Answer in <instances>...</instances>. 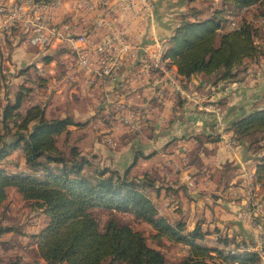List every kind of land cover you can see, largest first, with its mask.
I'll return each mask as SVG.
<instances>
[{
	"label": "crops",
	"instance_id": "obj_1",
	"mask_svg": "<svg viewBox=\"0 0 264 264\" xmlns=\"http://www.w3.org/2000/svg\"><path fill=\"white\" fill-rule=\"evenodd\" d=\"M11 1L13 0H0V4ZM218 1L215 0V3ZM198 2L201 1L189 3L185 0H157L154 24L140 30L134 42L146 44L152 37L168 40L173 34L178 15L186 12L190 5L199 7ZM65 13V8H60L58 19L63 18ZM231 22L237 23V20L230 19L225 25L226 30ZM130 29L133 36L138 34L133 25ZM18 33L21 34L19 31ZM21 35L22 38L10 37L11 42H7L0 50V126L3 105L7 101L14 102L21 91L23 100L18 109L20 113L24 114L29 107L39 104L43 106L47 119L70 116L80 124L69 125L57 138L59 149L66 155L69 153L60 147V139L63 137V141H67L74 136L75 143L70 148L76 147L93 162L98 159V163H95L101 167L122 172L137 156L135 164L130 168L129 177L140 178L147 174L154 179L157 189L147 190V195L159 214L171 223L179 219L185 221L186 231H191L198 223L207 232L203 241L208 245L215 242L216 233H221L224 225L228 228L227 235L236 238H240L244 229L250 228L253 231L259 228L260 221L252 226L244 216L246 212L251 214L254 211L253 215H256L262 210L252 208L253 204L247 203L243 169L253 170L255 176L258 158L262 153L254 154L256 152H252L245 139H237L231 123L261 105L264 93V57L244 60V72L230 80L215 81L213 75L201 73L189 78L181 76L183 94L172 93L167 88L164 96L158 98L157 89L161 86L159 76L153 73L134 79L133 73L137 70L130 64L123 68L116 82L98 81L96 86L89 87L85 76L80 74L75 75L78 81L67 79L68 74L72 73L73 57L68 48L57 45L48 48L64 49L61 52L63 58L46 53L35 63V74L31 68L26 71L20 68L17 76H14V65L21 62L24 57L22 50L26 45L41 49L31 45ZM99 38L101 34H98V40ZM3 41L4 39H0V42ZM9 50L11 59H7ZM138 53L141 54V50ZM48 56L51 59L44 61ZM5 65L9 69H1ZM44 65H49V69H44ZM57 66L62 69L59 73ZM81 76L83 80L80 81ZM120 102L129 107L147 108L149 117L141 130L132 132L115 120V106ZM213 108L224 114L225 130L217 127ZM35 122L30 123V128ZM106 136L112 139L114 145L104 140ZM86 141H89L88 147L85 146ZM0 167L14 173L28 171L20 149L8 155L0 163ZM6 193L7 197L0 205V215L16 208L11 200L13 194L30 204L13 187L6 188ZM262 196L260 193L257 201ZM0 220L3 225H10L6 219ZM45 221L42 214V218L36 222L37 227L33 226L29 234L22 235V238L31 242L36 254L37 246L32 236ZM232 226L240 230H233ZM231 231L234 232L230 233ZM20 233L19 230L0 235L1 263L13 260L1 259V253L6 248L3 240L8 234ZM21 262L26 264L22 259Z\"/></svg>",
	"mask_w": 264,
	"mask_h": 264
},
{
	"label": "trees",
	"instance_id": "obj_2",
	"mask_svg": "<svg viewBox=\"0 0 264 264\" xmlns=\"http://www.w3.org/2000/svg\"><path fill=\"white\" fill-rule=\"evenodd\" d=\"M200 1L210 2L207 13L190 5L178 15L173 34L167 40L165 57L184 78L201 73L213 75L215 81L233 79L244 72V60L263 53L255 42L258 28L240 18L237 28L220 29L241 10L256 3L258 7L264 6V0ZM259 15L264 19V10ZM50 59L48 56L44 61ZM22 100L20 91L14 102L7 101L2 107L0 163L20 149L28 171L14 173L0 167V205L7 197L6 188L13 187L30 202L32 209L44 215L45 224L32 237L37 255L45 264H214L216 257L224 264H264L254 244L245 243L244 239L239 241L217 232L215 244L233 249L211 246L203 241L207 232L199 224L186 231L185 221L171 223L159 214L147 195V190L157 189L155 180L147 174L129 177L137 156L120 172L101 167L76 147H71L66 155L59 149L57 138L69 125L80 124L70 116L47 119L39 104L22 114L18 111ZM32 121L36 122L30 128ZM231 129L240 140L264 134V93L261 105L234 120ZM254 177L264 185V151L258 158ZM93 209L109 212L102 228ZM115 213L128 214L134 221L148 225L149 237L156 244H182L187 254L177 262L167 261L159 248L147 243L142 231L119 222ZM11 231L18 229L3 225L0 220V235ZM249 246L251 249H246ZM3 264L23 263L16 258Z\"/></svg>",
	"mask_w": 264,
	"mask_h": 264
},
{
	"label": "built area",
	"instance_id": "obj_3",
	"mask_svg": "<svg viewBox=\"0 0 264 264\" xmlns=\"http://www.w3.org/2000/svg\"><path fill=\"white\" fill-rule=\"evenodd\" d=\"M156 3L157 0H13L0 4V39L18 29L33 46L68 48L74 65L67 79L74 81L75 75L80 74L89 87L98 81L116 82L123 68L130 64L137 70L134 79L153 73L159 76L158 98L164 96L167 88L183 94L182 77L162 58L167 39L151 36L149 43L134 42L140 30L154 24ZM60 8H65L66 13L58 19ZM261 21L264 23L263 18ZM132 25L138 32L135 36L131 33ZM115 112V120L132 132L141 130L149 117L147 108L129 107L123 102L115 106ZM213 112L217 127L225 130L224 114L216 108ZM104 140L114 145L109 136ZM243 175L247 203L255 205L263 184L253 178L252 170L244 168ZM246 213L244 216L248 217L250 214Z\"/></svg>",
	"mask_w": 264,
	"mask_h": 264
},
{
	"label": "rangeland",
	"instance_id": "obj_4",
	"mask_svg": "<svg viewBox=\"0 0 264 264\" xmlns=\"http://www.w3.org/2000/svg\"><path fill=\"white\" fill-rule=\"evenodd\" d=\"M209 3L210 2L207 1L204 3L198 2L197 4L203 10H205V14H206L207 10L209 8ZM263 10H264V6H259V7H258V5L256 7H250L249 6L245 9L241 10L237 17H235V16L230 17L231 19L237 20V24L238 23L240 24L241 19L242 20L244 19L246 21H249L253 27L258 28L257 29L258 34L255 36V42L258 46H260L263 49V53H262V55H260L262 57H264V23H262V21H261L262 18L260 17L259 14ZM225 25L223 27L224 29L223 30L220 29V31L226 30ZM260 27L262 29H260ZM228 30H230V29H228ZM12 36L22 38L21 37L22 35L18 33V29H12L9 33H7L5 35L4 41L0 42V50H2V48L4 47V45L7 42H11L10 37H12ZM7 47L8 46L6 45V48ZM63 50L64 49H50L48 47L37 49L35 47H30V46L26 45L24 50H22L24 57L21 58V62L19 64L10 63L11 65L15 64L14 70L12 72L14 73V76H17L16 74L19 73L18 69L24 68L22 70L26 71L28 68H31V71L35 74L37 72V69L35 67V63L37 61H40L44 54L51 53V54H53V56L56 55V58H58V57L63 58V54H61V52ZM8 52H9V54H7V59H11L10 50ZM3 56L5 57L6 55L4 54ZM248 66H251V65H247V67ZM44 67H45L44 69L47 70V69H49L50 66L44 65ZM1 69L7 70V69H9V66L5 65L4 68H1ZM61 70H62L61 67L57 66V73H59V71L61 72ZM78 77H79V75H78ZM81 80H83L82 76H81L80 81ZM72 83H75V82H72ZM74 140H75L74 136H71L69 139H67V141H63V137H62L60 139L59 145L62 149L65 150L66 153H69L71 144L75 143ZM256 140H258V141H256ZM246 142H247L248 146L250 147V149L252 150V152H256L254 154L262 153L264 151V150H261V149H264V134L253 135L249 139H247ZM88 145H89V141H86L85 146L88 147ZM88 150H90V149H88ZM97 155H98V152H97ZM96 160L97 161H95V162L98 163V159H96ZM39 175L40 174L36 173V176H39ZM254 179H256V178L254 177ZM260 193L263 196L260 198L259 201H256L257 202L256 206L253 205L252 208L258 207L262 211L257 212L256 215H253L254 211L251 214H250V212L246 213V214H250L246 218L248 219L250 224L252 223V226H254L257 223V221L261 222V224H258L259 228L254 229L255 231L254 230L251 231L250 228L244 229V232L242 231L241 235H239L240 238H236V240L240 241V240L244 239L245 241H247L245 243L254 244L253 248L256 247L255 250L260 253L262 259L264 260V185L262 186V191ZM16 196H18V195L13 194V196L11 197L12 203L15 205L16 208L13 207L12 210H7L6 213H2L0 215L1 216L0 218L6 219L7 224L14 226L16 229H19L22 234L20 233V234H14V235H11V234L7 235L8 237H6L3 240L4 245L6 244V248L1 253V254H3L1 259L7 260V259H14V258H21L22 260L25 261L26 264H45L44 261L39 260V257L37 256L35 249L32 247L31 242L22 238V235L29 234V232H30L29 230L32 229L33 226L36 225V227H37L36 222L42 218V214H40L39 211L33 210L29 203L20 199L21 197L18 198ZM92 211H93V215L95 216V218L99 222L100 227L102 228L105 220L109 217V212L105 211V210H100V209H93ZM19 214H20V216H19ZM114 215L119 222L127 223L131 227H133L134 229H138V230L142 231L144 233V235L147 237V243L150 245H154L155 247L159 248L163 252V254L165 255L167 261L177 262L187 254V248L182 244H175V243H171L169 241H167V242L165 241V242H162L161 244L158 245L155 242H153L151 240V238L149 237L150 227L144 223L134 221L130 215L124 214V213H115ZM226 224L228 225V223H226ZM232 228H233V230H235V229L240 230L239 228L237 229V227L232 226ZM19 230H18V232H19ZM233 232L234 231H231L230 233H233ZM220 234L221 235L228 234V228L226 227V225L223 226ZM241 237H242V239H241ZM257 243H259V244H257ZM210 244L211 245L214 244L216 246L224 247L221 243L215 244V242H212ZM4 245H2V247H5ZM239 245H238L239 248H243V245H240V246ZM250 247L251 246H249V248L248 247L247 248L251 249ZM230 248L233 249V247H228V246L224 247V249H226V250L230 249ZM257 248H258V250H257ZM211 261L212 260H210V262ZM213 261H214V264H224L223 262H220L219 258H217V257ZM3 262H5V261H3Z\"/></svg>",
	"mask_w": 264,
	"mask_h": 264
},
{
	"label": "bare ground",
	"instance_id": "obj_5",
	"mask_svg": "<svg viewBox=\"0 0 264 264\" xmlns=\"http://www.w3.org/2000/svg\"><path fill=\"white\" fill-rule=\"evenodd\" d=\"M256 5L258 4H254L252 7H255ZM239 26V24L235 23V22H231L228 24V29L232 30V29H235ZM165 52H166V48H164V50L162 51V58L164 59H167V65L172 67V69L176 70L175 66L173 64H171V61L165 57ZM252 173H253V170H252ZM253 178H254V173H253ZM248 249V248H246ZM258 250V248H257Z\"/></svg>",
	"mask_w": 264,
	"mask_h": 264
}]
</instances>
